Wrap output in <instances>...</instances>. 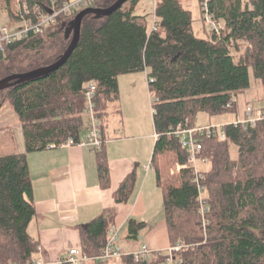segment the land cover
Wrapping results in <instances>:
<instances>
[{
  "label": "trees",
  "instance_id": "obj_1",
  "mask_svg": "<svg viewBox=\"0 0 264 264\" xmlns=\"http://www.w3.org/2000/svg\"><path fill=\"white\" fill-rule=\"evenodd\" d=\"M0 1L11 5V0ZM53 1L70 2L25 3L48 10ZM114 2L92 0L86 6L107 8ZM138 3L129 0L107 18L86 16L77 47L59 70L0 92V109L8 103L18 116L25 147L23 154L0 157V264H26L38 247L27 231L35 216L27 154L59 148L70 138L78 141L88 127L83 91L90 83L97 86L95 112L102 128L110 105L119 102L118 77L140 72H146L154 98L152 125L158 139L150 162L161 192L168 245L181 246L176 264H264V121L244 131L225 125L224 142L200 137L201 156L209 162L199 181L207 194L204 215L191 171L169 176L164 163L168 156V164L186 163L187 154L170 135L179 124L193 123L199 114L238 113L233 100L250 87V75L264 88V0H208L207 14L220 30L205 39L193 32L191 16L179 0H160L155 32L136 15ZM80 11L59 16L43 34L7 46L0 55V80L57 60L69 45L65 34ZM230 146L236 148L235 157ZM95 155L98 181L106 188L104 145ZM135 182L132 172L115 192L116 204L128 201ZM115 218V210H106L80 227L82 254L99 255ZM126 226L127 239H136L146 228L134 219ZM153 253L158 256L151 261L134 263L124 257L120 264H163L161 252Z\"/></svg>",
  "mask_w": 264,
  "mask_h": 264
},
{
  "label": "crops",
  "instance_id": "obj_2",
  "mask_svg": "<svg viewBox=\"0 0 264 264\" xmlns=\"http://www.w3.org/2000/svg\"><path fill=\"white\" fill-rule=\"evenodd\" d=\"M125 83L132 98L143 88L137 89V78H127ZM118 88L121 89L119 80ZM112 109L115 115L110 112L102 121L108 187L100 186L96 155L87 148H50L27 154L35 209L27 231L41 248L40 253L36 252L33 257L54 261L66 255L70 248H79L80 227L112 209L116 212L114 226L118 228V233L126 227L128 220L134 219L146 225L143 234L145 243L141 246L147 245L154 251L168 248L162 200L148 181L147 175L151 171H144L149 158L151 161L154 143L150 150L149 136L143 133L141 124L133 120L123 124L119 102ZM3 139L11 143V154L25 153L21 123L8 103L0 109V140ZM132 172L136 182L130 197L126 203L116 204L115 192ZM143 190H148V193L143 195ZM150 206L154 208L152 214ZM136 249L131 247L125 251Z\"/></svg>",
  "mask_w": 264,
  "mask_h": 264
},
{
  "label": "built area",
  "instance_id": "obj_3",
  "mask_svg": "<svg viewBox=\"0 0 264 264\" xmlns=\"http://www.w3.org/2000/svg\"><path fill=\"white\" fill-rule=\"evenodd\" d=\"M16 8L12 11L13 18L12 22L7 24H0V55H3L7 46L21 42L30 35H40L46 31V28L56 24V20L59 16H68L77 12L85 4L90 3L92 0H76L73 2H52V13H48L46 9L34 6L29 8L25 0H16ZM154 9L151 20L150 31L155 32L157 30L158 20L155 17V10L157 8V0H153ZM207 2L208 0H200L201 8L204 13L203 20L208 22L210 31L218 32L220 25L215 24L210 16L207 14ZM12 23V24H11ZM96 84H87L83 91L85 100V108L83 116L87 120L88 127L85 135H82L78 141L68 139L59 145V148H70L72 146L84 147L92 152L99 151L103 146L102 140V128L100 121L96 118L95 112V93ZM234 101V100H233ZM230 108V104L226 106ZM154 110L152 109V115ZM234 119L226 123L218 124H200L197 123L196 118L193 123L189 120H185L182 124H179L173 131L172 134L177 139L181 149L187 154L186 163L180 165L175 164L171 170V174L179 173L181 170L189 169L194 176V182L197 185L198 191V202L200 205L199 213H206L205 199L202 196L204 188L199 184L202 178L203 169L208 167V160L201 156L202 144L201 138L215 139L218 142L226 141L224 126L227 124L233 125L234 127H240L243 131L247 128H253L257 122L264 121V110L255 109L251 106H244L240 113H236ZM153 139L156 141L158 135L153 133ZM55 148V146H50ZM201 169V170H200ZM175 170L176 172H174ZM145 172L154 171L151 162L144 167ZM119 230L113 226L109 229L106 242L104 247L100 250L99 255L89 257L82 254L79 248H70L67 250V254L63 257L47 261L43 258L32 257L26 264H89L97 263L104 264L107 261H114L120 263L124 257H129L134 263H140L151 258L153 251L148 248L147 245L141 246L138 251L126 253L119 247ZM174 248H169L167 253L164 255L165 263L163 264H176L177 258L173 252ZM41 248L37 247V253H40Z\"/></svg>",
  "mask_w": 264,
  "mask_h": 264
},
{
  "label": "rangeland",
  "instance_id": "obj_4",
  "mask_svg": "<svg viewBox=\"0 0 264 264\" xmlns=\"http://www.w3.org/2000/svg\"><path fill=\"white\" fill-rule=\"evenodd\" d=\"M68 1H73V0H68ZM179 1H180L182 8L188 11L191 16V19L193 21L192 27H193V31L195 35H197L198 37L202 39L207 38V36L210 34V27H209L208 22L203 20L204 13L201 8L200 0H179ZM154 3L155 2L153 0H139L137 11H136L137 16L145 18L144 22H146L148 29H150L151 27ZM159 3H160V0H157V5H159ZM87 4H85L79 10H84L85 8H91V7H87L86 6ZM16 5H17L16 0H11V5H9V7H7V4L5 2L0 1V24H7V23L12 22L15 19L13 17L11 18L8 15L9 13L8 10H10V13L12 14V11L16 8ZM237 55L238 54H235V56ZM128 76H131V77H126V75H123V76H120V78L118 79L119 84L121 86V89L119 88L120 89L119 103L121 105V110H122V122L123 124H125V123H128L130 120L131 121L133 120V121H136L138 124H141L143 133H147L149 136L148 145L150 147V150H152V146L154 143L152 135L154 131H153V126H152L151 105L154 103V98L150 97V94L148 91V86H147L148 82L146 80V73L140 72V73L130 74ZM127 78H137L138 80L137 89L138 87L143 86L140 94H138L137 92V95L133 98L129 94V91H128L129 88L125 86L126 84L125 80ZM234 101L236 102L238 113H240L242 109L244 108V106L246 105L251 106L255 109H261V106L264 104V88H262L259 85V83L252 78V75H250V87L247 90H245L243 93H240L236 97H234ZM112 106H114V104L110 105L108 114H110L111 112L113 113L112 114L113 116L115 114H114V110L112 109ZM124 113H125V117H124ZM232 119H234V116L232 114L217 116L215 118L214 117L210 118L207 115L199 114L196 117L197 123H200V124H205V123H212V124L217 123L218 124L221 122L226 123V122L231 121ZM85 133H86V130L82 132V135H85ZM10 148H11V143H9L8 141L4 139L0 140V157L11 155ZM229 150H230V155L235 157L236 148L233 146H230ZM150 156H151V152H150ZM170 161H171L170 156H168L164 160V163H167L168 175L169 176L177 175L178 173L171 174V170L175 166V164H177V162L172 165V164H168ZM149 162H150V158L147 164H149ZM208 168H209V163H208V167H205L203 170L205 171ZM173 171L176 172L175 170ZM147 176L149 178L148 181L150 182L151 186L155 188V192L158 194L159 200H162L161 192L155 183L154 172L152 171L149 172ZM164 178H167L166 174L164 175ZM142 193L143 195L147 194L148 190H143ZM202 196L206 198L207 196L206 192H204ZM150 213L151 214L154 213V208L152 206H150ZM141 232L142 233H139L136 239H132L130 241V239L127 240V233H128L127 226L124 227L118 236L119 247L121 248V250L126 253L138 251L141 248V245L145 243V241L143 240V234L146 232V230L145 231L142 230ZM128 242H131L130 245L128 244ZM131 247L137 248V249L134 251H125ZM180 247H181L180 244H177L172 247L168 246L166 250L159 251L161 252V255L159 256H161V258L163 259L164 261L163 263H165V260H166L164 255L167 253V250L169 248H174L173 252L175 256L177 257V252H179ZM149 249L152 250L151 248ZM152 251L154 252V250ZM153 256H154V253H152L151 258L148 259V261H151L155 256H158V255H155L154 257Z\"/></svg>",
  "mask_w": 264,
  "mask_h": 264
},
{
  "label": "water",
  "instance_id": "obj_5",
  "mask_svg": "<svg viewBox=\"0 0 264 264\" xmlns=\"http://www.w3.org/2000/svg\"><path fill=\"white\" fill-rule=\"evenodd\" d=\"M129 0H115V2L107 8H86L80 11L70 22L69 29L66 31L65 39H70L66 50L52 64L40 68H36L24 73L11 74L0 80V92L40 78H45L49 74L59 70L69 59L73 51L76 49L79 38L82 20L86 16H94L95 18H107L120 10ZM47 12H49L46 9Z\"/></svg>",
  "mask_w": 264,
  "mask_h": 264
},
{
  "label": "bare ground",
  "instance_id": "obj_6",
  "mask_svg": "<svg viewBox=\"0 0 264 264\" xmlns=\"http://www.w3.org/2000/svg\"><path fill=\"white\" fill-rule=\"evenodd\" d=\"M73 1H76V0H73ZM73 1H70V2H73ZM51 7H52V3H51L50 8L48 9V11H49L48 13H52ZM85 9H86V8H85ZM78 11H79V10H78ZM81 11H82V10H81ZM76 15H77V14H76ZM76 15H75V16H76ZM75 16H74V17H75ZM67 140H68V139H67ZM64 142H65V141H64Z\"/></svg>",
  "mask_w": 264,
  "mask_h": 264
}]
</instances>
